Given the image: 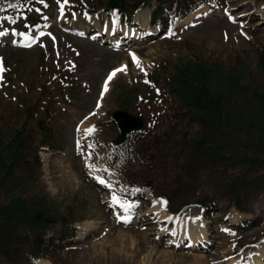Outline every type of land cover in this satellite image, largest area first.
I'll return each mask as SVG.
<instances>
[{"label": "rangeland", "instance_id": "obj_1", "mask_svg": "<svg viewBox=\"0 0 264 264\" xmlns=\"http://www.w3.org/2000/svg\"><path fill=\"white\" fill-rule=\"evenodd\" d=\"M110 1L8 0L0 9V207L20 199L36 211L44 199L46 215L71 223L41 229L36 261L32 230H6L0 264H264V0H181L180 10L152 0L132 15L138 0H120L122 12L106 11ZM199 65L220 74L215 137L171 88L179 70ZM118 110L144 124L116 146ZM205 136L213 147L200 151ZM5 149L15 152L9 172Z\"/></svg>", "mask_w": 264, "mask_h": 264}, {"label": "trees", "instance_id": "obj_2", "mask_svg": "<svg viewBox=\"0 0 264 264\" xmlns=\"http://www.w3.org/2000/svg\"><path fill=\"white\" fill-rule=\"evenodd\" d=\"M152 0H138V2L133 5L132 9L130 11V14H134L139 8L142 6H149ZM8 0H0V9L2 6L6 5ZM176 5H178L180 10L181 0H175ZM142 5V6H140ZM106 11H110L109 8V2L106 4V7L104 8ZM194 8H189L188 10L181 11L177 15H179V19H184L186 16H188L190 13L195 11ZM121 11V9L119 10ZM122 12V11H121ZM153 18H156V16L153 14ZM32 17H28V21H31ZM31 23V22H30ZM264 58V53L262 51L259 52V57ZM262 60L260 59V62ZM214 68H205L204 65L196 66L195 69H186L184 71L179 70V72L176 75V78L171 83V88L173 93L176 95L177 99L180 102L181 108L185 110L187 113H191V116L196 118L198 123L201 124L203 128L202 134H214L210 130L211 128H215V124L210 122L209 119H211V114L215 113L216 109H219V100L220 96L215 95L214 88L217 81L220 80V74L218 72V68L213 66ZM239 81V80H238ZM262 102V107L264 104V97L258 96ZM122 109L126 110L125 107H122ZM221 114L223 117L225 116V123L228 122L227 117H229V114L227 112V109L223 111L221 110ZM41 123V122H40ZM39 125V129L44 131L42 133V137L44 138H50L51 134H48V131L43 127ZM139 131H135L130 133H138ZM167 134L165 133L164 136ZM216 134H214V137ZM15 138H20V134L17 133ZM209 138L208 137H200L199 140L196 141L194 146L199 149L200 151H205L207 148H212V143L209 144ZM21 141V139H20ZM19 140H13L14 147L17 149L21 144ZM42 145L49 146L48 143H46L44 140L42 141ZM51 146V144H50ZM7 150L10 158V150ZM15 159V152L12 154L10 162L8 167H5L2 165V168L9 172L11 168V164L13 163V160ZM166 201V200H165ZM42 203H45L44 199H41V204L37 207L38 209L36 211H25L24 202L20 199L15 200L8 205L0 207V234H8L5 231L6 230H14L18 231V228H29L32 230V234L34 235L31 242V259L33 261H36L38 258L42 257L41 255V243L43 242L42 235L39 236V232H41V229L44 227H48L51 225L59 224L61 227H69L70 222L66 221L65 218L60 217L57 215L54 216H48L45 214L44 206ZM72 236V234H71ZM41 252V253H39Z\"/></svg>", "mask_w": 264, "mask_h": 264}, {"label": "snow or ice", "instance_id": "obj_3", "mask_svg": "<svg viewBox=\"0 0 264 264\" xmlns=\"http://www.w3.org/2000/svg\"><path fill=\"white\" fill-rule=\"evenodd\" d=\"M39 2L43 3V0H39ZM58 2H59V0H58ZM64 3H67V0H64ZM9 7H16V5L15 4H10ZM62 7L63 6H61V8ZM37 11H39V9H37ZM205 15H207V13H205ZM3 19H5V20H7V21H9L10 23H13V24L16 22L11 17H4ZM45 19H46V17H45ZM230 19H231V17H230ZM5 34H6L5 32L0 31V36H3ZM13 34L15 35L16 33L13 31ZM20 35H25L26 39L31 40V37H28L27 34H20ZM41 35H43V33ZM225 38L226 39L228 38L227 37V34H225ZM24 46L30 47L31 44L29 43V44L24 45ZM132 59H133V63L136 65V67L137 68H141L140 63H139V61L137 60V58L135 57L134 54L132 56ZM4 71H5V69H4V66H3V62L0 61V82H2V80H3L2 73ZM127 71H128V66L127 65H123L120 68L114 69L112 72H110L108 74L107 78L104 81L102 95H103V93H106L108 91V85L113 80V78L117 75V73L127 72ZM141 71H144V70L141 68ZM146 74L147 73L145 72V75ZM144 82L145 83H149V81H147V80H145ZM157 91H159V90H157ZM93 115H94V113H93ZM77 130L79 131V128ZM94 131H95L94 126L92 128H88V129L85 130V135L86 136L87 135H91ZM77 143H78V146H79V141ZM89 147H92V145H89ZM98 182L101 183V184H104L105 183L103 180H99ZM112 203L115 204V205H119V207L123 208L125 211H128L132 207L131 205L120 204V198L117 197L116 195H113V197H112ZM163 203L166 204L167 202L166 201H163Z\"/></svg>", "mask_w": 264, "mask_h": 264}, {"label": "water", "instance_id": "obj_4", "mask_svg": "<svg viewBox=\"0 0 264 264\" xmlns=\"http://www.w3.org/2000/svg\"><path fill=\"white\" fill-rule=\"evenodd\" d=\"M121 6L120 0H111L109 2V7L111 10H119ZM112 119L115 121L119 135L114 140L116 146L123 143L125 137L132 132L139 131L143 128L144 121L139 116L130 115L124 111H115L112 115Z\"/></svg>", "mask_w": 264, "mask_h": 264}, {"label": "bare ground", "instance_id": "obj_5", "mask_svg": "<svg viewBox=\"0 0 264 264\" xmlns=\"http://www.w3.org/2000/svg\"><path fill=\"white\" fill-rule=\"evenodd\" d=\"M149 12V11H148ZM143 14H145L144 16H143ZM150 14H147V10H145L144 11V13H141L140 12V14L138 15V17H139V19L140 18H142V19H148V16H149ZM192 17V16H191ZM189 19V18H188ZM261 23L262 24H264V18L262 19V21H261ZM1 37H4V38H7V35H3V36H0V41H4V39L3 38H1ZM37 37H38V35H37ZM97 37H98V35H97ZM93 38V37H92ZM162 208L160 207V205L158 204V205H156L155 207H154V210H161ZM123 220V219H122ZM198 241V240H197ZM194 245V244H193Z\"/></svg>", "mask_w": 264, "mask_h": 264}]
</instances>
